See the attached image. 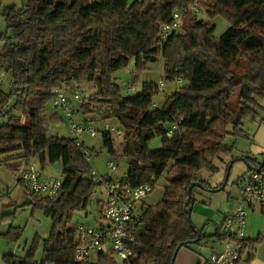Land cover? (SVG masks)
Segmentation results:
<instances>
[{
  "label": "trees",
  "instance_id": "16d2710c",
  "mask_svg": "<svg viewBox=\"0 0 264 264\" xmlns=\"http://www.w3.org/2000/svg\"><path fill=\"white\" fill-rule=\"evenodd\" d=\"M192 3L25 0L20 9L4 15L6 30H11L13 37L1 38L5 44L0 49V66L13 85H0V165L11 159L58 163L63 181L54 199L29 193L32 209L42 210L52 220L41 259H34L32 244L24 257L5 255L6 264H120L102 253L94 261L74 260L78 239L74 225H68L71 214L86 209L97 185L89 177L92 169L84 154L87 147L77 145L70 136L49 135L44 114L53 89L69 82L96 84L94 99L80 102L76 112L84 117L91 113V103L104 104L108 115L123 127V156L128 164L125 180L133 186H154L166 173L161 199L144 205L140 223L131 229L134 256L129 264H170L178 247L193 243L196 234L187 218L190 185L197 182L207 191L220 188L200 179L199 171L216 173L214 160L231 154L234 148L224 142L225 136L244 135L242 119L248 116L254 120L257 109H262L257 98H264V0H213L208 7L211 13L221 14L229 22L218 37L213 25L192 14L187 15L183 33L174 32L161 41V26L172 12ZM159 53L164 61V81L180 80L181 84L156 107L152 106L156 84L143 83L139 92L123 95L114 73L130 60L135 71H144L157 61ZM233 65L240 72L233 71ZM12 99L14 103L9 105ZM59 116L60 122L66 121ZM179 119L178 129L168 136V128ZM106 132L103 145L116 156ZM155 136L162 137L161 146L150 149ZM89 153L97 155L93 150ZM240 159L249 168L264 171V165L250 157L233 162ZM20 231L10 226L0 236L17 240ZM200 236L220 238L221 234ZM263 240L264 233H260L246 239L244 248L253 249Z\"/></svg>",
  "mask_w": 264,
  "mask_h": 264
},
{
  "label": "rangeland",
  "instance_id": "374dc122",
  "mask_svg": "<svg viewBox=\"0 0 264 264\" xmlns=\"http://www.w3.org/2000/svg\"><path fill=\"white\" fill-rule=\"evenodd\" d=\"M25 0H0V49L4 46L5 41L2 36L13 37L11 30H6L4 15L20 9L24 5ZM213 5V0H199L198 9L196 13L191 10L184 16L182 20L181 29L177 33H183V26L187 22V15L195 14L198 20L208 23L214 26V34L218 37L229 25L227 19L221 15H214L208 8ZM163 58L161 53L158 54L157 61L148 64L147 69L141 72L134 70L133 60H130L128 65L114 73L115 81L120 87V92L125 95L128 87L137 93L141 90L143 83H153L157 85V93L155 94L154 102L157 106L162 105L165 97L168 96L178 84H181L179 80H175L172 83H166L164 81L163 74ZM232 70L236 73L240 72L238 66L233 65ZM163 82V86L159 87V82ZM13 83V80H12ZM66 95L72 97V93L75 89L80 91V96L74 99V118L76 120L88 119V122L95 128V136L86 138L87 149L97 152V155L89 157L88 162L91 169L95 170L98 174L105 175L110 174L112 178L123 177L127 170L128 164L126 157L123 156V149L125 147L124 129L120 123L113 117L108 115L107 107L104 104L91 103V113L81 116L79 111H75L81 103H87L94 99L96 93V84L94 82H69L60 86ZM5 89V88H4ZM6 90V89H5ZM236 101L235 97L233 98ZM257 101L262 105V109H257L256 119H251L246 116L242 119V130L244 135L236 136L227 134L224 142L228 145H234L231 154H221L220 158L214 160V164L217 167L216 173H210L203 169L199 171L198 177L205 180L212 188L222 186L225 183L226 171L229 163L233 159L250 157L255 158L258 162L263 160L264 155V98H257ZM14 103L12 99L9 105ZM14 114L18 115L19 112ZM44 114L48 119V134H60L69 135L68 123L60 122L58 113L51 108V103H48V108L45 109ZM21 120H25V116L21 117ZM112 128V130H111ZM229 130L230 127L228 126ZM115 147L116 156L108 153L106 147L103 145V133H107ZM56 132V133H55ZM58 132V133H57ZM161 136H155L149 142L150 149H156L161 146ZM112 160L117 170L110 172L106 167V162ZM33 164V163H32ZM36 167L40 168V164L34 163ZM248 166L243 160H236L233 162L229 172L228 179L225 186L217 191H207L199 186H195L193 189V207L191 210L190 219L192 224L203 236H210L217 230V224H219L220 216L224 212V205L228 203V197L237 193L240 177L246 172ZM44 172V171H43ZM46 175L54 177H62L61 172L57 169H53L47 166ZM166 184V173H163L161 177L154 184L152 192L146 199L147 204H153L158 202L163 194V189ZM95 195L98 199L102 198L103 187L97 185L95 188ZM22 197H28V192L16 183L13 171L5 164L0 165V209H2L3 203L13 201H22ZM19 205H21L19 203ZM5 212L8 215H2L0 211V230L6 232L10 226L19 228L20 236L17 240H12L7 237L0 236V264H6L4 260L5 255H13L17 257H24L29 247L34 244V259L42 257V237H46L52 226L51 217L46 215L42 210H33L30 206H24L22 209H18L15 206H8ZM259 215L264 216V212L256 209ZM252 211H248V216ZM100 219L97 202L94 199H90L85 210L74 211L71 214L70 223L78 224L83 223L86 225L94 226L98 224ZM248 221V218H247ZM3 234V233H0ZM205 240L201 239L200 241ZM210 242V238L209 241ZM208 247H211L209 243ZM96 254L93 253L90 256L91 260L96 259Z\"/></svg>",
  "mask_w": 264,
  "mask_h": 264
},
{
  "label": "built area",
  "instance_id": "2783aa9c",
  "mask_svg": "<svg viewBox=\"0 0 264 264\" xmlns=\"http://www.w3.org/2000/svg\"><path fill=\"white\" fill-rule=\"evenodd\" d=\"M190 7H178L168 22L161 26L160 40H166L170 34L181 29L184 16L191 10L198 12L199 0H192ZM180 81V80H179ZM0 85L11 88L13 83L8 79V73L0 66ZM159 87L163 82H159ZM128 93L135 92L128 87ZM51 108L59 113L68 123L69 135L77 145L83 143V137H94L95 128L86 120L74 118V99L79 98L80 91L75 89L72 97L63 92L61 88L52 91ZM156 107V103L152 102ZM182 119L172 123L167 135L171 136L178 129V123ZM112 130V128H111ZM87 159L89 150L84 152ZM110 172L117 170L112 160L106 162ZM90 179L96 185L103 187V197L98 199L93 193L91 199L97 202L100 219L98 224L91 226L83 223L74 225L75 236L78 244L74 249V260L81 262L89 259L95 253L112 256L120 264H129L134 256L132 249L133 236L131 229L140 223L144 201L153 190V185H131L123 177L112 178L110 174H98L91 170ZM16 180L22 187L33 195L43 199H54L62 190V179L45 175L41 168L29 164L21 172L17 173ZM250 209H258L264 212V172L249 170L239 179L237 198L234 210L226 215L219 229L220 238H211V252L208 256V264H248L249 249L244 248L247 239L245 233L246 218Z\"/></svg>",
  "mask_w": 264,
  "mask_h": 264
},
{
  "label": "crops",
  "instance_id": "0c3cea01",
  "mask_svg": "<svg viewBox=\"0 0 264 264\" xmlns=\"http://www.w3.org/2000/svg\"><path fill=\"white\" fill-rule=\"evenodd\" d=\"M57 115H60V114L58 113ZM68 136H70V135H68ZM86 138L87 137L82 138V141L85 145H86ZM263 158H264V155H263ZM251 159L255 160V158H251ZM255 161L258 162L257 160H255ZM37 162L40 164V168L45 173H48L47 172V166H50L51 168H53L52 165L48 164L47 162H44L43 164H41L38 161V159H32L29 163L22 162L19 159H11V160H7V161L3 162L2 164H5L8 168H10L13 171V174H14L15 179H16L17 173H19L23 169H25V167L27 165L32 164V163L34 164ZM249 170L250 169L248 168L246 170V172ZM16 183L22 187V185L17 180H16ZM236 198H237V193L228 197V203H226L224 205V212H222V215L220 216L221 218L219 220V224H217L218 226L216 227L217 231H219V229L221 228V225H222L223 220L226 217V215L230 214L234 210ZM30 199H31V197H30V194L28 193V197H22V199H21L22 201L19 202L21 205H19L18 201L16 202L13 200L11 202H8V203H3L2 209H0L1 214L3 216L8 215V213L5 212V209H8L7 208L8 206H10V207L15 206L18 209H22L24 206H30L28 204ZM146 199L144 201V205H152V204H147ZM155 203H157V202H155ZM155 203H153V204H155ZM250 210L252 211V213L249 216L247 215L248 221L246 218V226H245V233H246L247 239H253L258 234L264 233V216L259 215L258 212H256V209H250ZM68 225L73 226L75 224L69 223ZM0 233H4V232H1V230H0ZM49 233H50V231H49ZM48 236H49V234H48ZM48 236L42 237V242H41L42 248H43V244H44L45 240L48 238ZM208 241H209V238H206L205 240L199 241L197 243H192V244H189L185 247H181L177 251V254L175 256L173 264H208L207 259H208L210 252H211V249L213 248V247H208V245L210 243ZM248 249H249V253H248L249 262H248V264H264V240L261 243H259L258 245H255L253 249H251V248H248ZM40 259L41 258L35 259V260L39 261Z\"/></svg>",
  "mask_w": 264,
  "mask_h": 264
},
{
  "label": "water",
  "instance_id": "95a60500",
  "mask_svg": "<svg viewBox=\"0 0 264 264\" xmlns=\"http://www.w3.org/2000/svg\"><path fill=\"white\" fill-rule=\"evenodd\" d=\"M243 161L245 162V160H243ZM245 163H246V162H245ZM232 164H233V160L229 163V165H228V167H227L226 177H225V183H226V181H227V179H228L229 172H230V169H231V167H232ZM246 165H247V164H246ZM260 165H261V166L264 165V158H263V160L260 162ZM52 167H53L54 169L60 170V165H59L58 163H54V164H52ZM248 168H249V167H248ZM249 169H250V170H255V171H260V167L249 168ZM225 183H224L222 186H220L219 189L223 188L224 185H225ZM193 186H200V184L197 183V182H195V183H193L192 185H190L189 190H188V194H189V196H190V205H189L188 210H187V213H188L187 218H188V221H190V222H191V219H190L191 210H192L193 203H194L193 196L191 195V189H192ZM219 189H216L215 191H217V190H219ZM191 225H192V227L194 228V230H195V234H196V238H195V240H193V243L199 242L200 239H201V236H200L201 233H200V232L194 227V225L192 224V222H191ZM178 248H179V247H178ZM178 248H177L176 251L174 252L170 264H173V263H174V259H175V256H176V254H177Z\"/></svg>",
  "mask_w": 264,
  "mask_h": 264
}]
</instances>
